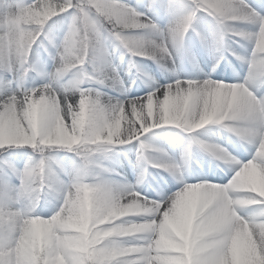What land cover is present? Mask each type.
Segmentation results:
<instances>
[{"label": "clouds", "instance_id": "obj_1", "mask_svg": "<svg viewBox=\"0 0 264 264\" xmlns=\"http://www.w3.org/2000/svg\"><path fill=\"white\" fill-rule=\"evenodd\" d=\"M83 3L88 5L87 10L77 7L59 45H53L55 67L49 74V82L31 89H18L10 97L0 99V104H5L10 98L15 100L5 111H0V149L28 148L38 157L19 173L16 195L8 192L0 195V264H5V258L7 264H40L41 253L45 254L43 264H111L127 243L121 237L140 233L157 245L168 242L162 236L151 235L147 223H115L125 217L145 215L150 210V201L141 198L138 192L110 195L103 190L81 191V185L97 180L89 183L79 174L70 183L53 181L50 150H67L83 159L89 154L93 158L101 145L127 143L118 134V126H109L101 120L89 90H81L79 99L73 104L66 96L60 95L55 82L70 70L82 66L89 56L95 57L103 49L106 35L133 57L151 59L158 64L171 60L169 46L177 48L182 44L192 21L177 34L175 29L183 17L173 21L166 30H161L151 21L142 20L143 14L127 5L113 7L108 0H103L102 6L88 4V0H83ZM65 11L63 7L58 9L56 3H41L27 12L12 6L0 10V27L6 29L0 40L6 42V53L11 54V64L0 59V67L9 74L19 73L23 80L33 70L29 57L33 45L44 34L45 25ZM210 15L222 44L232 40L244 42L241 47L252 45L247 59L233 53L237 61L247 65L245 79L233 84L205 79V82L210 80L214 88L199 94L206 93L211 103L192 111L189 101L196 93L190 90L184 98L182 110L171 115L165 109V125L187 133H197L214 125L239 141L252 145L259 141L264 146V119L259 122L252 119L253 112L264 115V104L252 90L258 80L264 82V74L255 72L257 66L264 67V50L252 43L257 27L264 32V15L258 14L245 0H219ZM139 27L154 30L140 31ZM85 92L89 95H84ZM220 99L227 103L218 105ZM132 119L138 121L135 113ZM193 149L222 163L235 160L220 144L189 135L185 152ZM145 159L151 167L173 175L188 166V160L181 165L172 163L163 150ZM243 177L249 179L244 180ZM209 188H224L225 191L222 197H218L217 211L200 219L196 225L198 230L208 236L216 231L218 224L227 222L230 264H264V224L250 225L241 214L245 206L264 201V173L250 165L237 171L226 185L202 182L184 186L185 191L191 192H203ZM45 192L62 201L51 216L45 218L33 215L31 210L13 207L21 198L37 203ZM259 214L264 215V211ZM191 228L189 221L188 232L183 235L177 233L180 240L187 242ZM225 264H229L227 259Z\"/></svg>", "mask_w": 264, "mask_h": 264}, {"label": "rangeland", "instance_id": "obj_2", "mask_svg": "<svg viewBox=\"0 0 264 264\" xmlns=\"http://www.w3.org/2000/svg\"><path fill=\"white\" fill-rule=\"evenodd\" d=\"M30 2L31 0H27L23 4ZM119 2L142 13L161 30H166L173 21L186 16L191 7L190 0H119ZM246 3L258 14L264 15V0H246ZM18 5L14 1L0 0V10L6 6L17 7ZM70 19L69 14L60 19L61 28L58 33L50 28V31L44 34V38L47 37V39L41 41L43 50L37 54L36 62H29L33 70L23 80L19 78V73L9 74L4 70L0 98L13 94L18 89H31L49 82V74L53 72L55 67V48L53 45H59L67 31ZM189 30L190 33L187 32L180 46L177 48L169 46L171 60L159 64L151 59L131 56L117 41L106 35L103 49L96 54L98 66L92 68L87 60L88 57L82 68L59 78L55 82V86L60 95L66 96L73 104L79 99L80 91L86 89L94 97L98 96L107 105L110 104L108 101L111 100L121 99L122 103H125L139 97H146L149 93L172 84L177 79H210L225 84L244 81L247 65L237 61L233 53L242 55L247 59L251 53V44H244L241 47L240 45L244 42L232 40L222 44L219 41L218 29L214 19L202 12L197 13L192 19V27ZM193 37H200L202 40L196 42L198 50L189 55V47L185 43L188 38ZM49 40L52 43H49ZM205 41L210 47V51L215 52L212 62L210 61L207 65H205L204 58L207 56L208 48L205 51L202 45L200 46ZM119 58L123 60L126 66L123 69L112 67L114 60ZM37 72H40L41 75L37 76ZM116 72L117 77L113 81V74ZM105 76L108 77L107 80L104 79ZM117 81L126 86L122 88V93L116 87ZM252 90L258 98H264V82L258 80ZM189 135H195L209 143L220 144L227 148L235 160L240 161L241 164L252 159L255 152L254 145L237 140L218 126L209 125L198 130L197 133H187L181 129L164 126L154 128L150 132L142 134L138 140H133L127 144L104 146V151L93 156V166L89 168L90 175L85 177L86 182L91 183L99 179L111 187L131 188L141 196L155 201L172 196L182 190L186 184L202 182L217 185L227 184L234 175L235 165L214 160L196 149L186 153L185 146ZM159 150H163L174 164L181 165L184 160H188V166L182 167L176 175L151 167L145 157ZM63 153L74 154L63 149L57 153L49 154L52 160L53 181L70 183L74 176L83 175V163L85 161L75 154L74 158H70ZM129 158L133 161L131 163L132 171L130 173L123 171L122 173L125 168L124 162ZM34 160L14 164L11 160L5 159L15 168L8 171L5 170L4 166H1L0 195L5 192L16 195L20 184L19 173ZM61 202L59 197H53L45 192L41 194L37 203H30L21 198L13 207H18L22 211L31 210L33 215L46 218L53 214ZM257 211L256 206H245L241 210V214L244 218H249Z\"/></svg>", "mask_w": 264, "mask_h": 264}, {"label": "snow or ice", "instance_id": "obj_3", "mask_svg": "<svg viewBox=\"0 0 264 264\" xmlns=\"http://www.w3.org/2000/svg\"><path fill=\"white\" fill-rule=\"evenodd\" d=\"M102 2L103 0H88V4H96L97 6H102ZM108 2L113 7L124 5L119 0H108ZM41 3H56L58 9L60 7L66 9L65 12L60 14L68 13L70 16L76 12L78 6L85 8V10L88 7L87 4L83 3V0H80L79 5L78 0H59V3H57V0H31L30 3L18 5L16 8L27 12L39 7ZM218 3L219 0H190V11L183 17L181 23L177 25L175 29L177 34L184 25L191 23L197 13L202 12L211 16L210 13ZM141 19L150 21L145 16H142ZM139 30L149 31L154 29L139 27ZM5 31L4 27H0V36ZM252 43L257 48L264 50V32H261L258 27L253 33ZM6 50V42L0 40V59L10 65L11 54L10 52L6 53ZM255 72L257 74H264V67L257 66ZM213 88L214 85L210 80L205 82V80L177 79L174 83L157 89L146 97L136 98L131 102L105 105L98 96L94 97L92 95V97L101 120L109 126H118V134L127 143H130L133 140H138L142 134L148 133L154 128L166 126L164 122L165 109L167 108L171 115H175L178 110H182L184 98L190 90L196 94L189 101V108L192 111L203 109L206 104L211 103V99L206 93L204 95H200L199 93ZM83 94L89 95L87 92ZM7 96L10 97L11 94ZM11 103H15V100L10 98L5 104H0V111H5L8 104ZM217 103L220 106H224L227 101L220 99ZM261 103L264 104V98H261ZM133 113L137 115L139 122L132 119ZM252 119L259 122L261 119H264V115L258 111L253 112ZM253 145L255 146V152L252 159L242 164L240 161L233 160L232 163L235 165L234 174L241 169L248 168L250 165L264 173V146H261L259 141H256ZM104 146L106 145L99 146L97 151H104ZM92 159L91 154L83 157L86 166L92 163ZM242 179L248 180L249 178L243 177ZM235 183L233 182L234 185ZM80 189L81 191L90 190L93 192L103 190L107 191L110 195H123L136 192L131 188L111 187L99 179L95 183L81 185ZM224 191V188H209L203 192H191L185 191L183 187L182 190L172 196L159 201L149 200L140 195L141 198L151 203V208L147 214L125 217L115 223L126 225H144L147 223V229L151 235L162 236L168 242H161L157 245L140 233H137L135 236L121 237L120 239L127 243L111 264H225L226 259L230 264L231 244L227 236L228 223L222 222L218 224L216 231L208 236L202 235L196 227L200 219L208 217L217 211L218 197H222ZM255 199L259 198L255 197ZM247 206H256L258 211L251 217L245 218V220L253 226L264 224V215L259 214L261 211H264V201ZM189 221H191L192 228L185 243L180 240L177 233L186 234L188 232ZM44 259L45 254L41 253L40 264H43ZM5 264H7L6 258Z\"/></svg>", "mask_w": 264, "mask_h": 264}, {"label": "trees", "instance_id": "obj_4", "mask_svg": "<svg viewBox=\"0 0 264 264\" xmlns=\"http://www.w3.org/2000/svg\"><path fill=\"white\" fill-rule=\"evenodd\" d=\"M10 1H14L16 3H18L19 5H22L23 2L27 1V0H10ZM68 13H64V14H60L56 17H53L50 21L47 22V24L45 25V29H44V34L48 31H50L49 29L52 28V30L56 33L59 32L60 30V19H62L63 17H67ZM64 23V21H63ZM44 34L40 37V39L37 41L36 44L33 45V49L31 52V55L29 57V62H36L37 59V54L43 50V46L41 41L44 38ZM90 63V66L92 68H96V66H98V61H97V56L92 57L89 56V58L87 59ZM80 69V66L76 69H72L70 70V72H75L78 71ZM4 80V70L0 67V87L2 86V82ZM61 149H52L49 151L50 153H57L59 152ZM61 153V152H60ZM66 154L65 156L68 157L70 156V158H74V154H67V153H63ZM96 153L93 154V156ZM68 155V156H67ZM36 158L35 154L32 152L31 149L28 148H6V149H0V168L1 166H4L5 170H14V165L11 163H7L5 161V159L7 160H11V162H13L14 164H20L21 162L24 161H33ZM92 163L90 165H85V162L83 163V176L84 177H88L90 175L89 172V168L92 167ZM97 167V166H96Z\"/></svg>", "mask_w": 264, "mask_h": 264}, {"label": "bare ground", "instance_id": "obj_5", "mask_svg": "<svg viewBox=\"0 0 264 264\" xmlns=\"http://www.w3.org/2000/svg\"><path fill=\"white\" fill-rule=\"evenodd\" d=\"M188 33H190V30L188 31ZM202 39H200V37L199 38H197V37H193V38H188V40H187V42L185 43L188 47H189V55H192V54H194L195 53V50L197 51L198 49H197V43L196 42H199V41H201ZM202 45V47L205 49V51H207V48H208V53L206 54L207 56L204 58V61H205V65H207L210 61L212 62V59H213V56L215 55V52L212 50V51H210V47L208 46V44L206 43V41L205 42H202L201 44H200V46ZM203 49V50H204ZM198 59V58H197ZM200 60H201V58H200ZM203 61V60H202ZM112 67L114 68V67H117L118 69H123V68H125L126 66H125V64H124V62H123V60L121 59V58H119V59H115L114 60V62L112 63ZM115 74H117V72L116 73H114L113 75V78H112V80L113 81H115L114 80V78L115 77H117V75H115ZM209 74V73H208ZM200 77V76H199ZM202 80H204V79H201V81ZM116 87H117V89H118V91H120V93H122V88L123 87H126V86H124V85H122V82L121 83H118V81L116 82ZM123 96H124V94H123ZM122 96V97H123ZM115 104V103H122V100L121 99H119V100H111L110 102L108 101V103H110V104H113V103ZM154 153H156V152H154ZM153 153V154H154ZM168 158V157H167ZM169 159V158H168ZM133 161H131L130 160V158H129V160H125V162H124V169L122 170V173H123V171H128L129 173L132 171V163ZM172 162V161H171Z\"/></svg>", "mask_w": 264, "mask_h": 264}]
</instances>
